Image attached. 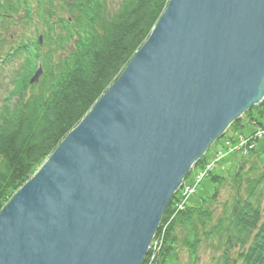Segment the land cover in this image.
<instances>
[{"label": "water", "instance_id": "obj_1", "mask_svg": "<svg viewBox=\"0 0 264 264\" xmlns=\"http://www.w3.org/2000/svg\"><path fill=\"white\" fill-rule=\"evenodd\" d=\"M263 100L264 0H169L118 80L0 212V264H144L191 169Z\"/></svg>", "mask_w": 264, "mask_h": 264}, {"label": "trees", "instance_id": "obj_2", "mask_svg": "<svg viewBox=\"0 0 264 264\" xmlns=\"http://www.w3.org/2000/svg\"><path fill=\"white\" fill-rule=\"evenodd\" d=\"M168 2L0 0V79L9 82L0 98V212L118 80ZM39 66L44 73L31 85ZM245 125L253 126L248 135L217 144L215 159L239 158L227 160L226 175H212L217 163L204 176L215 183L211 195L182 205L183 188L196 194L204 177L174 195L153 240L168 224L162 246L144 264H198L204 254L208 264H264V162L255 146L264 135L254 129L264 134V100L229 129ZM241 139L244 149L227 150Z\"/></svg>", "mask_w": 264, "mask_h": 264}, {"label": "rangeland", "instance_id": "obj_3", "mask_svg": "<svg viewBox=\"0 0 264 264\" xmlns=\"http://www.w3.org/2000/svg\"><path fill=\"white\" fill-rule=\"evenodd\" d=\"M42 70H43V68H42ZM43 73H44V71H43ZM33 76L30 77V80L33 78ZM40 80H41V78H40ZM40 80H39V82H40ZM7 84L9 85V82H7L5 79H4V81L0 79V98L4 95L5 87L8 86ZM251 128H253V126L245 125V126L238 127L237 129L236 128L229 129L228 132L226 133V135H224L222 138H220L218 141H216V143H214L209 148V150L202 157V162L201 163H198L197 166H194L191 169L190 174L186 177V179L184 180L183 183L186 184V185H191V184H195L196 183V179H197L196 176L203 170V165L205 164V162H208V163H213L214 162V159H215V149L218 146L217 144H221L229 136H231V137H237L239 135H248L250 133V131H251ZM254 129H256L258 131L256 134H259V137H262L264 135L263 132L260 131L258 128L255 127ZM255 146H256L257 154L260 155L262 161L264 162V138L258 139L255 142ZM220 158L222 160L221 161H218V164L216 165V168L214 169L212 175H219V176L226 175L227 174V171L230 170V165H231V164L230 165H227V160L228 161H231L234 158L235 159L239 158V156L238 155L237 156L234 155V157H233V156L225 155V157H223V158L220 157ZM45 162L37 169V171L35 172V174L41 169V167L45 164ZM211 177H212L211 175L204 177L203 180L201 181V183L197 187L196 194L192 193L191 195H193V196L184 197L183 200H182V202L183 203H186V204L188 203L189 206H194V205H197V204L201 203V200L202 199H204L207 196L211 195L213 193V191H214V188H215V183L213 182V180H212ZM167 225H165L164 228L161 229L160 234L157 236V239H156L157 240V243H156L157 252L154 253L151 256L152 259H150V263L153 262L154 258L158 254V249H160L161 246H162V237H163V235L165 233V230H166ZM183 261H184V263H187L188 262L186 256L183 257ZM208 262H209V255L208 254H204V255H202L201 261L198 264H208ZM150 263H148V264H150Z\"/></svg>", "mask_w": 264, "mask_h": 264}, {"label": "built area", "instance_id": "obj_4", "mask_svg": "<svg viewBox=\"0 0 264 264\" xmlns=\"http://www.w3.org/2000/svg\"><path fill=\"white\" fill-rule=\"evenodd\" d=\"M257 136H259V134H257ZM248 140H246V139H241L238 143V145H234V146H231L229 143H226V147L228 148L227 150L229 151V152H232V151H239L241 148H245L247 145H248ZM222 153L221 152H219V156L221 155ZM213 167H214V164H211V165H208L207 166V168H206V170H205V172L202 174V175H200V176H198L197 177V183L206 175V174H208L212 169H213ZM184 186H182L181 188H183ZM194 190H195V188L194 187H190V186H188V187H184L183 188V197H187V196H190L192 193H194ZM182 205H184V203L182 202ZM180 209H183V206H180ZM156 243H157V241L156 242H152V245H151V250L150 251H155L156 249H157V246H156Z\"/></svg>", "mask_w": 264, "mask_h": 264}]
</instances>
